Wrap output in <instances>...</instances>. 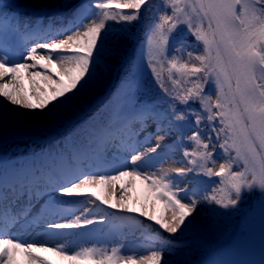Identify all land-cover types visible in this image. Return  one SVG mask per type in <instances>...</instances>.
<instances>
[{
  "label": "snow or ice",
  "instance_id": "1",
  "mask_svg": "<svg viewBox=\"0 0 264 264\" xmlns=\"http://www.w3.org/2000/svg\"><path fill=\"white\" fill-rule=\"evenodd\" d=\"M147 4L149 0H96L94 7L103 11L86 17L87 22L63 29V38L51 36L36 43L23 55V62L0 57V97L10 105L32 111L47 110L48 113L72 105L100 79L108 58L119 51L120 40L126 38L127 32L121 22L130 25L137 21L141 8ZM165 6L170 8V12L159 14L152 24L148 37L149 54L152 59L163 57L167 61L168 79L174 85H181V80L173 79V70L183 76V84H192V87L174 93V100L185 106L197 101L200 104L203 114L193 108L184 111L177 110L175 106L171 108L175 121L194 117L196 130L188 140L194 142L196 147L183 152L184 158L191 157L187 163L192 166L172 169L175 175L168 171H162L159 175L146 172L145 168L153 160L152 154L161 148L158 142L144 151L133 152L111 174L69 179L54 189L60 197H85L88 198L86 203L99 201L115 212H105L99 219H90L82 214L67 222L49 223L48 228L83 229L89 225L103 224L109 217L139 225L134 215H117L129 213L146 217L166 232L176 234L193 222V214L200 203L195 193L189 195V189L179 186L178 178L189 173L202 174L209 179L213 176L222 178L218 183L227 185L226 195L219 199L216 195L205 196L203 200L223 209L235 207L245 190H259L264 194V0H165ZM108 21L121 24V27L114 31ZM181 24L186 25L195 40L203 45L201 54L188 51L189 59L186 62H178L176 55L168 56L170 38ZM184 47L181 45L175 51L180 52ZM38 49L45 50L44 54L39 53ZM150 66L159 81L161 73L157 72L155 65ZM161 69H164L163 63ZM188 77L195 79L189 80ZM209 84L215 89V100L205 92ZM204 120L211 128L207 140L202 137L201 125ZM213 137L220 141L218 147L226 157L218 170L214 168L217 145L213 143ZM233 152L235 155H232ZM136 182L145 191L139 207L128 195L130 186L133 190L137 187ZM109 186L112 188L110 195L107 193ZM221 191L224 189L221 188ZM152 202H162L165 209L172 211L171 219L165 220L163 216L145 211V205L151 206ZM84 211L90 210L86 208ZM5 236L0 232V264H21L22 261L24 264H52L41 253H51L73 264L163 262L162 250L157 249H151L150 254L137 258L125 253L122 246H113L110 250L83 246L74 250L68 245L37 246L36 242Z\"/></svg>",
  "mask_w": 264,
  "mask_h": 264
},
{
  "label": "trees",
  "instance_id": "2",
  "mask_svg": "<svg viewBox=\"0 0 264 264\" xmlns=\"http://www.w3.org/2000/svg\"><path fill=\"white\" fill-rule=\"evenodd\" d=\"M86 0H62L61 5H52L50 11H45L41 15L30 14V20L37 18L44 23L75 22L80 8V4ZM93 7L89 10L87 17H92L98 12L94 7L96 0H87ZM107 2V0H101ZM115 11V10H113ZM131 11V10H125ZM165 11L170 12V8L165 6V0H149V4L143 6L140 10V18L133 21L130 25L127 22H121L126 28V38H121L119 51L108 58L107 67L102 71L100 79L93 83V86L85 93L81 94L78 100L73 101L72 105L64 106L57 112L48 113L47 110L42 112L43 118L36 117L33 121L22 122L16 118L6 117L9 123L13 125L12 129H2L0 131V142L7 141V145L2 144L0 151L9 149L30 148L32 159L26 161L32 167L44 165L49 160L67 161L72 154L81 153L82 150L92 152V146L101 147L102 141L106 146H110L114 137L118 132V125L123 119L126 110L124 97L128 94L126 88L133 80V77L139 73L138 66L143 64V76L140 84L137 86L138 99L134 103V107L138 112L135 121H149L157 132H165L173 139L174 154L179 157L182 168L191 167L184 158L185 149L192 151L196 147L195 143L188 140V137L196 130L194 125V117L188 116L184 121H175L171 115V108L176 107L179 111L186 108L196 109L201 112L199 102H190L188 106L182 105L179 101L174 100L173 94L192 87V84H183V76L175 70L172 72L173 79L181 80V85H174L168 79V64L163 57L152 59L149 54L148 37L151 34V27L158 18L159 14ZM114 31L119 30L121 24L114 21H108ZM195 24V21H194ZM206 26V24H205ZM183 40V42H180ZM184 45V49L176 52L175 48ZM203 50L202 43L195 40L186 25L181 24L172 34L168 45V56L176 55L178 62L188 61L187 52L193 51L195 54H201ZM161 63L164 69H161ZM198 64V62H196ZM151 65L156 66L157 72L161 73V79L152 72ZM100 69H98V72ZM201 76L203 74H200ZM189 80L195 77H188ZM167 90V91H166ZM206 93H210L215 100V89L209 84L205 88ZM155 99L154 105L149 107V101ZM31 112V110H30ZM189 126L184 129L183 125ZM177 127V129H176ZM219 127V125H217ZM170 129V130H169ZM202 137L207 140L211 128L204 120L202 125ZM20 136L23 138L30 137L32 139L43 138L42 143L22 144L15 138ZM181 141V145L178 144ZM220 141H216L213 137V143L217 145L215 148L216 155L214 159L216 164L214 168L218 170L219 164L224 162L226 157L223 150L218 147ZM211 150V147L210 149ZM21 152V151H19ZM108 155V154H107ZM232 155H235L233 152ZM213 166V165H209ZM234 170H239L235 169ZM188 180L190 184H197L207 178L206 176L195 173H189L187 176L180 177ZM215 185L203 194H195V197L203 203V207L199 213H194V220L188 226L178 231L176 234H169L168 256L165 260L166 264H202L209 255L217 253L221 250L226 255L221 264H232L234 260H240L241 264H251L252 257L256 256L253 248L238 247L236 237L241 235V231L245 226H251L248 230L250 234L257 237L256 240L264 238V228L261 229L255 223L251 222L256 214H261L260 218L264 219V201L256 198L260 191H255L250 196L254 199L251 202L246 198V191L242 192V198L235 207L223 209L214 203H208L203 197L216 195L221 198L227 193V185L218 183L221 177H215ZM223 179L227 180V177ZM216 191L213 192L212 189ZM221 188L224 191H221ZM248 200V201H247ZM251 208V217H246V212ZM246 217V218H245ZM250 218V219H248ZM192 219V218H190ZM248 221V222H247ZM247 222V223H246ZM153 221L146 220L144 226L153 228ZM156 225V224H154ZM157 233L161 234L164 230L159 225L153 228ZM226 243L229 245L221 248ZM238 249V254L233 252ZM264 264V258L261 261Z\"/></svg>",
  "mask_w": 264,
  "mask_h": 264
},
{
  "label": "rangeland",
  "instance_id": "3",
  "mask_svg": "<svg viewBox=\"0 0 264 264\" xmlns=\"http://www.w3.org/2000/svg\"><path fill=\"white\" fill-rule=\"evenodd\" d=\"M62 0H0V37H3L5 34H9V39H7L4 44H0V57L7 58L8 53L13 52L16 54V62H23L22 57L26 53V51L30 47H34L36 43L43 42L40 40L42 36H56L57 38H63V29L72 28L77 26L79 22H87L85 20L88 9L90 6L88 4L83 5L82 12L80 14V20L75 24H64L58 26H50L49 24H44L43 22L33 21L28 19V14L30 12L41 10V9H49L52 8V5H61L60 2ZM43 23V25H41ZM48 25V26H47ZM206 27V26H205ZM10 35L13 36L10 37ZM26 35L33 36L31 40L27 43L25 42ZM25 37V38H24ZM38 52L44 54L45 50L38 49ZM31 63V61H29ZM43 71L42 69H34ZM7 80V78H5ZM25 85H27V80L24 81ZM127 101L132 103L133 97L128 96ZM136 97H134L135 99ZM133 99V101H134ZM130 105V110L133 109V106ZM46 111V110H45ZM43 111V112H45ZM134 110H132L133 112ZM11 113L15 116H19V118L23 121H33L36 117L43 118V114L40 110H35L30 112V110L20 108L19 106L10 105L7 101H5L2 97H0V131L2 129L10 128L12 129L11 123L6 119L7 115ZM126 119L128 121L132 120V115L127 112ZM116 135L119 141V145L114 144V150H117L112 154L113 163L104 164V161L99 159L97 155H102V152H98L95 158H92L88 161H84L83 158H79L81 162H83L80 166L72 165L68 170L61 171V180L62 183L66 182L69 179H76L78 177H82L83 175H93V174H111L113 169L119 166H122L127 159L130 158L133 152L144 151L148 147L155 146L156 143L161 144V148H169L170 137L156 133L153 129L152 125L148 122L141 123L131 127L127 125L126 127H122ZM124 136V139L121 138ZM160 137H164L163 140ZM122 139V140H121ZM105 149V148H104ZM24 151V150H23ZM27 151V150H26ZM106 153H111V149L104 150ZM13 155H8L7 157L0 159V171H3L4 165L10 164L12 161L17 160L19 158H23L21 156L15 155L16 153H12ZM102 157V156H101ZM104 157V155H103ZM181 164L178 160V157H172L166 154L162 155L159 160L151 161L150 166L145 168V171L148 173L156 172L159 175L162 171L171 172L172 169L180 168ZM5 169V168H4ZM47 169V168H46ZM24 169L22 166L19 167V171L15 173V175H19L23 173ZM12 173L4 172L0 176L1 181L9 182L11 177L15 176ZM53 185H49L47 189L44 191L36 192L33 194V199L30 205L27 204L25 208V216L24 218H33L34 214L39 210V205L45 200L49 198L57 199L59 201H74L79 197H60L54 189L58 187L60 184L52 181ZM178 183L181 188L189 189V195H192L195 191L193 190L192 185L188 184L186 179L178 178ZM137 187L133 190L130 186V190L128 195L131 196L135 201L136 207H139L141 199L140 194L145 195V191L139 182H136ZM117 195H119V184H117ZM112 191L111 186L108 187L107 193L110 195ZM258 190L246 191V198L249 200L250 195ZM183 195V193H181ZM196 198V197H195ZM198 199V198H197ZM251 202L253 201L252 197L250 198ZM199 200V199H198ZM247 200V201H248ZM71 203V202H65ZM203 207V203L200 201L198 203V208L195 213H199L201 208ZM89 209V212H85V209ZM109 209H102L96 203H84L83 206L72 214L65 213H56L50 214L42 218L37 226H33L31 223L28 226H25L23 223V219H19L11 229V233L6 234L5 238L15 237L21 241L26 242H36L37 246L43 244L46 247L58 246V245H68L71 246L72 249L78 250L79 247L83 246H98L101 248L111 249L113 246H122V250L130 255H134L137 258L142 254H150L151 249L162 250L163 262L167 259L168 249L165 246L166 241L168 239V235L170 233L163 230L162 236H158L155 234L146 233L143 231L141 224H143L142 218L136 219L140 222V224H135L133 222L125 221L122 226H132V229L127 232L126 236L122 237H109L113 228H115V224H108L105 228H101L95 233H93L84 243H77L74 240V234L76 232H62V234H49L45 228L48 227L49 223L52 222H67L68 220L74 219L76 216L84 215L87 218H94L95 216H101L105 211ZM264 210V207H263ZM145 211L150 212L156 216H163L165 220H170L172 216V211L165 209L164 204L162 202H152L151 206L148 204L145 205ZM252 213L251 208L246 214V217H249ZM125 215H133L129 213H125ZM253 215V214H252ZM251 215V216H252ZM261 214H256V216L250 220L255 223L261 229L264 228V219L260 218ZM250 216V217H251ZM245 217V218H246ZM147 219V218H146ZM250 219V218H248ZM248 222V221H247ZM246 222V223H247ZM251 226L246 225L245 229L241 231V235L237 236V244L239 248L248 247L253 248L256 256L252 257L251 264H261L264 258V238L260 240H256L257 237L253 234H250L248 230ZM41 255L46 256L49 260L52 261V264H73L72 261L63 260L58 256H53L51 253H41ZM223 257L222 260L225 259L226 255H218L214 257L215 264L219 263V260ZM162 262V264H163ZM21 264H24L22 261ZM232 264H241L240 260H234Z\"/></svg>",
  "mask_w": 264,
  "mask_h": 264
},
{
  "label": "bare ground",
  "instance_id": "4",
  "mask_svg": "<svg viewBox=\"0 0 264 264\" xmlns=\"http://www.w3.org/2000/svg\"><path fill=\"white\" fill-rule=\"evenodd\" d=\"M48 37H51V36H45V35H44V36L40 37V40L43 41V40H45V39L48 38Z\"/></svg>",
  "mask_w": 264,
  "mask_h": 264
}]
</instances>
